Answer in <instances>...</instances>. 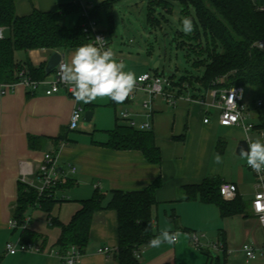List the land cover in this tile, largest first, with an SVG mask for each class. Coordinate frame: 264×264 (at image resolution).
Listing matches in <instances>:
<instances>
[{
  "label": "crops",
  "instance_id": "1",
  "mask_svg": "<svg viewBox=\"0 0 264 264\" xmlns=\"http://www.w3.org/2000/svg\"><path fill=\"white\" fill-rule=\"evenodd\" d=\"M69 1L17 0L16 11L19 15H28L34 8L53 11L57 4ZM87 1H92L90 3L94 5L104 0ZM170 3L171 13L157 7L149 16L148 10V22L154 28L162 30L171 22L169 15H174L175 3L180 2L170 0ZM147 7H152L150 0ZM181 11L182 7L180 15L185 18ZM114 17L116 30V13ZM75 19L77 22L78 15H70L65 22L71 26V21L75 22ZM181 31L182 27L177 31L178 41ZM4 33L9 35V30L4 29ZM76 48L17 51L15 56L21 62L29 59L35 66H40L47 64L54 51H59L67 63ZM113 51L117 61H130V52L127 54L122 48ZM125 70L132 71L129 67ZM170 72L176 76L175 71ZM143 73L150 72L146 70L135 75L138 77ZM48 88L43 84L31 92L23 85H17L5 94L0 88V264H67L56 245L61 228L51 226L50 217L68 224L81 209L82 201L91 198L96 190L106 195L104 208L94 214L88 245L76 264H115L116 252L110 255L99 252L103 246L118 249V213L107 207L112 191H140L156 179L162 180L156 195L157 204L153 208L157 235L165 228L178 231L180 235L173 244L165 243L158 248L150 244L143 246L138 252L141 264H264V257L250 260L242 251L246 243L254 246L264 244L263 229L252 211V201L258 191L257 180L247 164L243 165L237 158L240 156L237 148L241 140H264L263 130L255 128L258 123L254 109L256 100L250 87L245 88L249 121L254 124L249 132L239 126L220 124L217 108L199 101H188L186 97L190 95L195 99H204L206 103L212 102V88L206 90L200 83L175 84V90H183L181 93L186 97L177 106L161 98L155 99L152 116L146 114L143 105L150 98L144 91H139L132 101L117 105L107 98L91 103L80 102L94 114L92 123L90 121L82 128L80 122L76 129L69 128L76 100L65 90L47 94ZM124 109L134 113L138 123L149 121L153 124L150 131L161 151L159 163L150 162L140 150L115 149L107 144L110 130L117 125H127L119 118ZM206 117L208 122H205ZM233 128H240L244 135L234 133ZM30 136L38 137L36 147L30 146ZM47 153L58 155L57 169L61 183L72 185L57 189L55 197L58 201L50 212L41 207L30 208L26 212V225L15 229L10 221L18 200L19 181L26 178L37 183V173ZM217 155L221 158L220 163L215 161ZM213 177L238 185L236 198L245 203V213L222 217L214 203L202 202L198 197L185 199L186 186L198 185ZM172 215L175 220L171 219ZM23 228L41 236L34 241L42 247L41 253L18 251L11 254L7 251V242L21 241ZM192 233L199 234L201 241L206 240L203 249L192 246ZM211 241L224 246V250L210 251L208 245Z\"/></svg>",
  "mask_w": 264,
  "mask_h": 264
},
{
  "label": "trees",
  "instance_id": "2",
  "mask_svg": "<svg viewBox=\"0 0 264 264\" xmlns=\"http://www.w3.org/2000/svg\"><path fill=\"white\" fill-rule=\"evenodd\" d=\"M16 1L0 0V27L9 30V35L0 40V84L14 83L24 76L37 81L48 76L46 65L35 66L29 59L21 62L16 59L17 51L63 50L91 43L92 31L88 28V19L82 15L83 8L79 3L69 1L57 4L53 11L34 8L28 15H19ZM117 1L104 0L94 4L89 11L91 19L106 32L109 39L116 33L114 7ZM178 1L184 17L192 19L194 31L189 35L181 31L177 46L186 51L188 58L194 56L192 65L195 68L204 69L201 75H183L175 81L173 73L168 78L174 86L185 82L192 85L200 83L206 90L215 87H250L256 100L254 109L258 123L255 128L264 131V51L252 47L254 42L264 40V10L259 8L264 6V0ZM150 4L149 16L154 14L157 7L172 12L170 0H150ZM70 15H78L74 26L65 22ZM126 101H130L129 98ZM259 102H262L261 105ZM112 104L117 105L113 101ZM109 135V146L115 149H137L150 162L161 161V151L151 131L138 130L127 124L117 125L109 131ZM37 140L38 137L30 136V146L36 147ZM222 183L218 177H213L205 179L201 184L186 186L185 199L198 197L202 202L214 203L219 207L222 217L245 213L246 205L241 198L228 201L222 197ZM71 185L59 181L40 194L33 186L19 181L18 200L12 213V218L17 222L15 229L26 225V212L30 208L41 207L50 212L58 201L55 197L57 189ZM161 185L162 180L156 179L140 191H112L107 207L118 213L119 244L115 264H141L138 252L157 236L153 208L157 204L156 195ZM105 198L104 193L96 190L91 198L82 201L81 209L68 224L50 217V225L61 228L56 245L62 256L72 246L78 247L81 254L84 253L90 238L93 216L104 208ZM175 218L171 216L172 220ZM39 238L41 236L36 232L22 229L21 242L34 243Z\"/></svg>",
  "mask_w": 264,
  "mask_h": 264
},
{
  "label": "built area",
  "instance_id": "3",
  "mask_svg": "<svg viewBox=\"0 0 264 264\" xmlns=\"http://www.w3.org/2000/svg\"><path fill=\"white\" fill-rule=\"evenodd\" d=\"M74 3H79L83 12L82 15L88 19V28L92 31V39L91 43L95 44V39L97 37L103 38L106 41L105 48H111L109 36L101 30L99 25L90 17L89 11L93 6L87 0H71ZM261 10H264V6L259 7ZM5 37L4 29L0 27V40ZM252 47L264 51V40H259L253 43ZM65 62V61H64ZM23 75V72H22ZM137 78L136 87L133 92L129 96V100L132 101L136 94L139 91H144L149 95V99L146 100L143 105L147 110L146 114L148 116H152L154 112L153 102L155 99L161 98L164 99L168 104L172 106H177L179 101L184 99V94L177 92L174 88L172 80L168 77H162L152 73H143L139 75ZM219 82V81H218ZM46 84L49 86L47 89V94L58 93L61 90H65L69 95L73 96L71 91V86L63 83L58 74V69H56L52 74L48 75L45 79L37 81L32 79L30 76H24L17 82L0 84V88L3 94L7 93L10 90H13L17 85H23L26 89L33 92L39 86ZM212 102L206 103L204 99H195L190 95L186 97L188 101L193 102H201L203 104L208 105L209 107L217 108L220 111V119L219 122L222 125L230 126L235 125L242 127L246 132H249L254 128V124L249 121L250 112L249 107L246 103L245 99V88L241 86H231V87H215L212 88L211 91ZM74 98V97H73ZM77 102V101H76ZM262 102H259L261 105ZM85 109L81 105L80 102H77L74 107L70 122L69 128L76 129L81 120L84 118ZM77 116L75 121V127H73V116ZM119 118L121 120H125L127 124L133 128L142 131H150L153 129V124L149 121L138 123L134 116V113L124 109L120 112ZM209 118H205V122H208ZM262 136L264 139V131H262ZM58 155H53L47 153L45 155L44 162L40 165L37 177L38 182H34L30 179L23 178V181L33 186L38 190L40 194L44 193L48 189L55 186L59 181V173L57 169ZM247 167L253 172L257 180L258 191L256 192L254 199L252 201V211L255 217L258 219L263 232H264V174L255 173L248 165ZM75 170V168H73ZM40 183V184H39ZM220 192L222 197L225 200L231 201L236 199L238 196V185L232 182H223L220 186ZM257 203L260 206V211H257ZM28 220H26L27 223ZM10 224L13 228L17 227V222L12 218ZM191 239L195 247L198 249H203L204 244L201 243L200 236L197 233L191 234ZM210 251H218L224 250V246L218 243H211L208 245ZM6 249L9 253L15 254L18 251L25 252H34L41 253L42 247L36 245L32 242L23 243L21 241H17L14 243L13 241H9L6 244ZM118 249L111 246H103L99 249V252L110 255L113 252H116ZM242 251L246 254L248 259H256L260 256L264 257V244L259 246H254L251 243H246L242 247ZM82 254L78 247L72 246L66 255H64V260L67 264L71 261V264H76L81 258ZM139 257V256H138Z\"/></svg>",
  "mask_w": 264,
  "mask_h": 264
},
{
  "label": "clouds",
  "instance_id": "4",
  "mask_svg": "<svg viewBox=\"0 0 264 264\" xmlns=\"http://www.w3.org/2000/svg\"><path fill=\"white\" fill-rule=\"evenodd\" d=\"M182 31L189 35L194 31V24L190 17L182 21ZM106 41L97 37L95 44L88 43L76 48L70 62L61 60L58 65L60 80L71 86L74 99L77 102L91 103L97 99H110L121 104L129 98L136 87L137 78L134 72L126 71L123 61L115 59L114 51L105 48ZM77 116H73V127ZM247 148H240V156L247 165L258 175L264 174V140H247ZM216 163L221 162L219 155ZM260 206L257 203V211ZM264 219V217H262ZM180 233L172 232L169 228L163 229L159 235L153 237L149 243L158 248L162 244H173ZM71 264V261H69Z\"/></svg>",
  "mask_w": 264,
  "mask_h": 264
},
{
  "label": "rangeland",
  "instance_id": "5",
  "mask_svg": "<svg viewBox=\"0 0 264 264\" xmlns=\"http://www.w3.org/2000/svg\"><path fill=\"white\" fill-rule=\"evenodd\" d=\"M175 4L177 8L174 15H169L171 22L164 25L163 29L160 30L148 22V0H118L115 3L117 33L112 38L110 37V45L113 50L119 51L122 48L125 53L129 54L128 52H130L132 54L130 61L127 62L126 60L124 64L126 68H131L136 75L147 70L152 74L158 73L162 77H170L172 73L170 71L173 70L176 72L174 77L176 81L183 75L197 76L203 73V67L197 69L192 65L191 60L195 59L194 56H189V60L186 51L177 46V31L182 27L184 18L180 15L182 6L179 3ZM158 11L161 12L160 9ZM75 22L74 20L71 21V26H74ZM81 127H86L84 119L81 120ZM232 131L234 133L239 132L241 136L244 135L240 128H233ZM237 158L243 165L247 164L241 156H237ZM208 238L211 239L210 236ZM205 241H201V243L204 244ZM13 242L16 243V241ZM209 243H216V241ZM192 246L195 247L193 242ZM205 248L208 250L207 247Z\"/></svg>",
  "mask_w": 264,
  "mask_h": 264
},
{
  "label": "water",
  "instance_id": "6",
  "mask_svg": "<svg viewBox=\"0 0 264 264\" xmlns=\"http://www.w3.org/2000/svg\"><path fill=\"white\" fill-rule=\"evenodd\" d=\"M63 60V55L59 52V51H54L52 53V55L50 56V58L48 59V62L46 64V73L47 75L52 74L56 69H57V65L58 63ZM158 65V64H157ZM156 65V67H157ZM94 112L90 109H85L84 112V121L85 124L87 125L93 117ZM246 139H243L239 142L238 148H237V153L240 154V148L244 147L247 148V143H246Z\"/></svg>",
  "mask_w": 264,
  "mask_h": 264
}]
</instances>
